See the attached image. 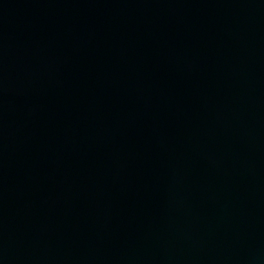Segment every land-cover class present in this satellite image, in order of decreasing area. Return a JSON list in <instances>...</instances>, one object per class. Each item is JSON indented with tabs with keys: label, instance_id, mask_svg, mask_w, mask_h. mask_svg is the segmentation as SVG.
<instances>
[{
	"label": "water",
	"instance_id": "95a60500",
	"mask_svg": "<svg viewBox=\"0 0 264 264\" xmlns=\"http://www.w3.org/2000/svg\"><path fill=\"white\" fill-rule=\"evenodd\" d=\"M0 264H264V0H0Z\"/></svg>",
	"mask_w": 264,
	"mask_h": 264
}]
</instances>
